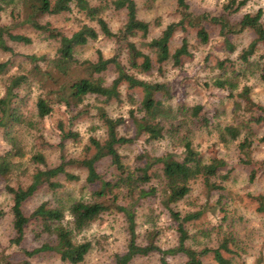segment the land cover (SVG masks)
<instances>
[{
    "label": "trees",
    "instance_id": "16d2710c",
    "mask_svg": "<svg viewBox=\"0 0 264 264\" xmlns=\"http://www.w3.org/2000/svg\"><path fill=\"white\" fill-rule=\"evenodd\" d=\"M154 0H147L150 8ZM250 0H227L222 4L221 12L216 15L201 13L195 15L190 11L188 0H175L179 14L178 21L167 24L156 37L148 41H141L137 46L130 39L139 37L144 39L152 26H159L158 19L153 22L139 18L138 6L135 0H0V52L16 55L9 42L30 44L31 38L25 34L16 33L17 27L28 26L36 31H44L50 27L49 22L41 21L50 15L76 13L80 15L77 28L69 34L59 32L55 49L52 54L28 53L23 54V60L16 64V70L10 72L13 65L12 58L0 61V75L3 76V93L0 96V130L10 145L0 154V180L17 174L27 179V184L19 182L17 185L5 184V190L11 198L10 214L11 227L14 235L9 240L12 247H19L24 241L28 225H34L36 236H46L39 247L32 250L19 248L26 257L40 252H53L63 262L80 264L89 253L92 244L90 240L79 235L93 223L107 216L120 214L124 221L126 247L122 253H115L112 264H131L137 257L159 254L160 264H169L167 257L181 254L185 257L184 264H203L202 257L208 253L217 264H233L232 255L235 251L230 247L231 237L223 236L215 247L197 251L187 245L190 237L187 225L199 217V211H182L176 208L177 203L186 199L191 190V182L203 179L206 189H222L214 181H224L228 178L230 169L220 172L227 167V163L214 158L203 162L195 150L191 131L210 127L211 105L203 102L191 106L179 104L172 109L166 104L176 92V87L170 82L146 80L138 74H151L154 70L163 73L164 66L170 63L173 67H180L184 57H190L189 42L186 35L181 37L179 45L171 50V40L177 30L183 34L190 28L195 29V36L200 44L211 43V48L218 42L222 50H213L216 55L215 67L223 74H240L235 68V62L229 55L235 51L232 37L250 30L254 39L238 53V60L242 64H250L251 58L257 54L258 44L264 43V23L262 10L242 12ZM10 22L1 23V13L10 7ZM107 11H122L124 20L117 32H113L105 19ZM83 18V19H82ZM217 28V35L211 38L206 23ZM119 36L124 40L128 53L126 68L117 57L106 62L101 53L95 61L80 58L77 51L90 41L99 37ZM260 68V79L264 81V55ZM109 64L114 66L115 77L106 83L104 71ZM201 87L212 89L219 96L241 97L248 92L235 94L232 82L228 79H216L212 87L207 83H199ZM122 88L126 89L127 103L130 105L127 118L122 115L111 116L105 106L95 105L96 114L104 137L90 136L84 146V158L76 160L87 167V183L91 186L88 199L71 201L68 206L51 204L43 201L29 214L24 211V204L43 185L56 193L65 186V182L78 179V176L67 171L66 161L58 165H49L41 153L31 156L36 163L32 170L22 168L18 161L23 156L21 141L14 134L24 124L25 118L20 112L19 104L23 101L22 90L31 93L38 91L35 100L36 115L44 119L52 113L55 105L63 104L67 112L74 114L69 117V127L73 119L89 113L85 104L87 98L94 97L100 102L109 103L111 100L122 102ZM215 112L214 114H216ZM234 121L219 130L222 141L240 140L238 151L244 156L243 163H251L247 150L255 141L264 142V134L253 138V126L261 122L260 116H247L239 101L234 102ZM130 129L132 134H121L120 128ZM62 137L76 138L78 134L72 130H62ZM130 135V136H128ZM168 137L176 145V150L161 155H152L146 146L149 142ZM137 143L141 152L137 155L140 164L130 168L122 162L119 146ZM16 158V159H15ZM108 158L110 164L121 173H111L104 177L95 169V163ZM257 170L253 167L249 179L253 180ZM63 176V177H62ZM61 177L63 179H61ZM64 180V181H62ZM153 197L164 207L175 222L177 232L176 245L161 248L156 244L157 230H151L146 235V243L139 241L137 232L136 213L143 200ZM259 204L258 209H264V193L253 197ZM8 264H12L11 262ZM15 264H30L27 260Z\"/></svg>",
    "mask_w": 264,
    "mask_h": 264
},
{
    "label": "rangeland",
    "instance_id": "374dc122",
    "mask_svg": "<svg viewBox=\"0 0 264 264\" xmlns=\"http://www.w3.org/2000/svg\"><path fill=\"white\" fill-rule=\"evenodd\" d=\"M96 0H92L95 2ZM138 6V16L146 21L153 22L158 19L159 26H152L146 38L133 37L130 39L138 47L141 41H148L152 37L159 35L161 30L169 23L178 21L179 14L176 9L175 0H154L153 5L148 8L147 0H135ZM227 0H188L190 11L195 15L209 13L212 15L221 12L222 4ZM12 6L6 7L1 13V23L6 25L10 22L9 10ZM262 10L264 23V0H250L242 9V12H255ZM105 19L113 32H117L124 20L122 11H107ZM80 15L76 13L63 15L46 16L41 22H49L50 27L44 31H36L28 26L17 27L16 33L29 36L32 40L30 44L9 42L16 55L7 52H0V61L12 58L13 65L10 72L16 70V64L23 60L22 55L28 53L52 54L55 49L56 38L59 32L69 34L77 28ZM83 19V18H82ZM211 38L217 35V28L206 23ZM183 35L187 36L189 42L190 57H184L180 67H173L166 64L163 73L154 70L151 74H138L132 68L130 73L154 81L170 82L176 87V92L166 104L175 109L179 104L191 106L197 103H205L213 108L209 112L211 126L191 131V140L195 150L203 162L220 158L228 165L220 170L225 172L230 169L229 176L224 181H214L222 186V189L208 190L205 188L203 179L198 178L191 182V190L186 199L177 203L176 208L182 213L185 211H199V217L190 221L187 225L190 237L187 245L202 252L204 248L215 247L223 236H230V247L235 251L231 256L233 264H264V209L259 210V204L253 198L255 195L264 193V142L255 141L247 150L248 159L251 163L245 164L240 161L243 154L238 151V140L222 141L219 137V130L235 119L233 113L234 102L239 101L247 116H260L261 122L253 126V138L257 139L264 134V81L260 79V68L263 62L264 43L258 44L257 54L251 58L250 64H242L238 60V53L246 47L253 39L254 34L250 30L233 36L231 39L235 44V51L229 57L234 60L235 68L240 74H223L215 67L216 55L213 50H222V45L218 42L211 48V43L200 44L195 36V29L190 28L186 33L177 30L171 40V50L175 49ZM124 40L116 37H99L96 41H90L78 49L77 55L80 58L95 61L99 51L106 62H111L114 58H119L126 68L128 65V53L130 47L125 48ZM104 80L109 83L116 75L112 64L105 69ZM3 76L0 75V96L3 93ZM228 79L232 82L234 93L244 94V88L248 87V92L241 97L219 96L212 92V89L201 87L199 83H207L212 87L216 79ZM126 89L122 88V102L117 103L111 100L103 103L94 97L85 101L89 107V113H85L73 119V125L69 127V117L74 112L69 113L63 104L55 105L52 113L44 119H39L36 115L35 100L38 91L33 89L28 93L22 90L23 101L19 104L21 113L25 118L16 133L22 145L23 156L18 159L22 168L32 170L36 163L31 161V156L41 153L49 165H58L66 161L67 171L78 176V179L65 182V186L56 193L50 191L45 185L41 186L35 194L30 197L23 208L29 214L38 204L49 201L51 204H62L68 206L71 201L77 199H88L91 192V185L87 183V167L76 160L84 158V146L88 143L90 136L97 138L104 137V128L101 127L96 114L95 105L105 106L108 114L127 118V111L130 105L127 103ZM217 112L216 114H214ZM120 128L121 134H132L131 130ZM62 130H72L78 137L63 138ZM126 134V135H127ZM130 136V135H128ZM152 155H161L179 148L170 138L165 137L149 142L146 146ZM10 145L0 130V154H3ZM122 155V162L127 167L133 168L140 164L137 155L141 148L137 143H128L119 146ZM16 159V158H15ZM257 170L253 180L249 179L252 168ZM95 169L104 177L111 173H121L110 164V159L105 158L95 163ZM63 177V176H62ZM61 177V179H63ZM64 181V180H62ZM19 182L27 184V179L14 174L5 180H0V264H8L27 260L30 264H69L63 262L59 257L49 251H43L31 257L22 254L19 248L32 250L39 247L46 239V236H36L33 223L28 225L24 241L17 248L10 246L9 240L14 235L11 227L10 205L11 198L5 190V184L17 185ZM93 187V186H92ZM137 232L139 241L146 243V235L151 230H157L156 244L161 248H169L177 243V232L175 222L170 217L168 211L162 207L156 198L143 200L136 213ZM124 221L120 214L117 216H107L93 223L85 229L79 238L83 237L91 241L92 247L80 264H112L115 253H122L126 247V234ZM169 264H184L185 257L181 254L167 257ZM203 264H217L210 253L202 257ZM131 264H160L159 254L151 253L149 256L135 258Z\"/></svg>",
    "mask_w": 264,
    "mask_h": 264
}]
</instances>
